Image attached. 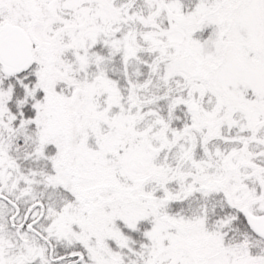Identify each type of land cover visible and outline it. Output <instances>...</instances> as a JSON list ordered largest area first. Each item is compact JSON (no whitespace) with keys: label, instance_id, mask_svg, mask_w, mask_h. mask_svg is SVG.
I'll list each match as a JSON object with an SVG mask.
<instances>
[{"label":"snow or ice","instance_id":"6c2138e0","mask_svg":"<svg viewBox=\"0 0 264 264\" xmlns=\"http://www.w3.org/2000/svg\"><path fill=\"white\" fill-rule=\"evenodd\" d=\"M0 264H264V0H0Z\"/></svg>","mask_w":264,"mask_h":264}]
</instances>
